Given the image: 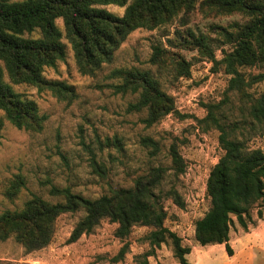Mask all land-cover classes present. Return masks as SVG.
Segmentation results:
<instances>
[{"label": "rangeland", "instance_id": "1", "mask_svg": "<svg viewBox=\"0 0 264 264\" xmlns=\"http://www.w3.org/2000/svg\"><path fill=\"white\" fill-rule=\"evenodd\" d=\"M103 7L117 16H123L126 8L115 4ZM250 19L247 13L226 10L213 0H195L192 9L182 10L165 23L133 30L113 59L94 73L80 70L72 44L64 36L66 58L46 67L43 75L46 80L71 86V93L13 85L16 91L34 99L40 115L46 118L41 129L33 130L18 128L4 117L0 213L23 207L34 195L62 201L63 196L52 192L54 187H69L74 193L99 198L113 189L132 187L138 176L162 167L163 178L156 193L167 212L164 225L182 238L183 245L201 247L195 238V224L211 207L207 180L225 153L219 130L203 118L210 104H219L223 121L246 125L244 121L251 119L250 99L264 91V80L246 87L252 97L229 91L232 75L221 61L234 48L232 35ZM56 24L65 35L63 18H57ZM26 36L39 37L40 31ZM155 47L161 53L154 63ZM0 66L10 82L1 59ZM120 68L149 71L173 99L174 110L147 124L148 109L134 107L141 91L116 88L124 81L114 75ZM239 70L250 79L264 73V64ZM236 136L245 140L247 148L264 150V133L243 135L239 130ZM145 138H151L154 144L145 142ZM172 147L184 159L182 173L173 164ZM172 189L181 195L183 207L170 194ZM84 215L83 208L59 215L52 241L40 249L29 251L13 236L0 239V264H137L145 259L143 254L151 249L147 236L154 227L137 224L121 238L115 234L118 223L105 218L92 232L70 242L74 227ZM126 243L129 248L124 258L113 262ZM194 257L191 254L190 261ZM147 258L148 264H180L170 240Z\"/></svg>", "mask_w": 264, "mask_h": 264}, {"label": "trees", "instance_id": "2", "mask_svg": "<svg viewBox=\"0 0 264 264\" xmlns=\"http://www.w3.org/2000/svg\"><path fill=\"white\" fill-rule=\"evenodd\" d=\"M226 10H239L251 19L240 27L234 38V48L221 60L232 75L228 90L245 92L246 87L264 80V73L245 79L240 67L264 64V0H213ZM195 0H0V59L10 82L5 80L0 66V137L4 117L18 128L39 130L45 120L40 115L34 99L16 91L14 84H28L57 92L71 93L73 88L62 81L44 78L46 67H53L58 60L66 58L64 36L72 44L80 70L94 73L113 59L115 51L126 37L139 27L154 28L165 23L182 10L193 8ZM126 6L123 16L107 10L105 5ZM62 17L65 35L56 24ZM40 31L39 37L26 36ZM205 43V41H203ZM206 46V45H205ZM161 49L155 47L152 61L158 60ZM114 75L124 79L116 85L117 90L141 91L134 105L147 108L144 120L152 124L159 117L174 110L173 99L160 88V82L149 71L139 69H116ZM219 104H210L203 121H208L219 130V143L224 155L212 168L207 180V195L211 207L196 221L195 238L201 245L225 243L229 254L230 230L236 221L247 230L252 220L253 209L258 216L264 215V150L249 149L245 140L236 136L252 132L264 133V91L250 99L249 117L239 126L236 121L227 123L219 115ZM145 142L154 144L151 138ZM1 144V143H0ZM172 161L178 173L185 169L180 152L172 147ZM164 169L154 168L138 176L134 185L113 189L99 198H88L74 193L69 187H54L52 192L63 196L62 201L51 202L34 195L19 209H7L0 213V239L16 238L29 251L48 245L54 236L55 220L59 215L80 208L85 215L74 227L69 241L78 240L82 234L90 233L108 218L118 223L116 236L126 237L132 227L140 224L154 227L147 238L151 249L145 252L144 260L137 264H148V256L155 254L162 243L171 241L174 256L180 264H190L187 255L192 248L182 244V238L164 225L167 217L160 203L156 188L161 184ZM170 194L181 207L184 201L177 190ZM126 243L113 262L122 260L128 252Z\"/></svg>", "mask_w": 264, "mask_h": 264}, {"label": "crops", "instance_id": "3", "mask_svg": "<svg viewBox=\"0 0 264 264\" xmlns=\"http://www.w3.org/2000/svg\"><path fill=\"white\" fill-rule=\"evenodd\" d=\"M252 222L245 230L236 221L230 230L229 244L233 254H229L225 243L193 246L187 255L190 264H264V215L252 213ZM195 254L194 260L189 256Z\"/></svg>", "mask_w": 264, "mask_h": 264}]
</instances>
